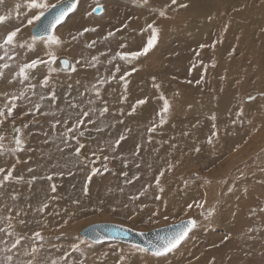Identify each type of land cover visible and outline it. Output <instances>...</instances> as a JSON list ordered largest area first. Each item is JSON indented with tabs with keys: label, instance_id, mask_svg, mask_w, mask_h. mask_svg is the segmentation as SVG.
Instances as JSON below:
<instances>
[{
	"label": "rangeland",
	"instance_id": "374dc122",
	"mask_svg": "<svg viewBox=\"0 0 264 264\" xmlns=\"http://www.w3.org/2000/svg\"><path fill=\"white\" fill-rule=\"evenodd\" d=\"M106 1L107 0H99V2L104 6V11L101 15L86 17V11L90 10V1L82 0L80 3L82 6H78L80 9L77 8V11L71 14L69 18L66 19L64 24L58 27V32H61L60 34L64 38H67L69 32H78L85 27L97 28L96 32L86 33L78 44L74 43L70 48L72 50L68 49L71 51V56L68 54L67 56L72 61L80 56L88 59L93 55L99 56L101 61H105L107 57L100 55L101 53H108V56H111L116 51L139 50L148 39L147 32H144L143 35L139 34L140 30L144 26L145 20H151L153 18L150 14L151 11H154L161 5L166 4L163 0H154V2L150 0V4L148 6L136 3V0H108V4H103ZM215 1L216 2L212 5L216 7V14L218 13V15L213 16L211 19L212 24H215H213L214 27L218 25L217 23H219V20L222 17L226 19V12H235L234 10L240 11V9H243L241 12L246 16V19L249 12H252V17L254 16L257 22L263 21L262 28L264 27V0H258L253 9L250 3H245L246 5L244 4L235 7L233 4L229 3V0H227V4L223 3V0ZM17 2H22V0H5V6H0V14H4L9 11V9ZM225 6H227V8ZM78 10L80 12L79 14ZM169 15L172 19L159 21V23L163 26L164 31L161 34L160 43L155 50L156 53L154 52L155 55L152 56L157 57H155L154 61L148 62L146 64L147 66L143 68V70L152 72L154 75L153 77H155V83L160 84L159 90L157 91V89L153 86V77L149 76L146 77V81L148 79L147 84H150H148L149 87L145 89L146 91H141L140 83L134 79L135 74L137 73L136 72L133 76L129 77L131 83L128 86L127 102L120 103L118 102V97L122 88L119 84L115 83L108 85L104 89V98L109 102L110 113L106 114L103 118L102 127L104 130L101 132L93 130L89 132L91 133L89 135L87 134L88 132H86L84 139H82V142H86L88 147L95 148L98 144L103 145L105 142H111L121 133H124L127 136V139L121 142L120 148L117 149L115 153H112V155H115L118 158L107 162V166H110V168H108L107 171H103L102 169V176L97 175L93 177V180L89 184L86 178L87 170H80L74 164L70 166L68 162L55 163L56 160L53 159L49 161L48 159L50 158L39 154L42 152L41 148L45 146L52 150L57 149L53 144L50 145L43 143L46 139L44 136L45 132H50L52 135L58 134L52 132L51 130V117H39L35 122L28 124V127L24 129L26 144L28 145L26 150L22 153H18L17 156L19 159L24 158L27 160L28 166L35 165V161L39 165L40 163L45 162L49 163L48 166L52 168L55 167L56 172H64L66 174L67 169L71 168L73 172L76 171L79 174L81 173L80 179L83 186L86 183L89 184L88 195L90 196L92 194V202L94 205L97 204L91 208L95 212H98L91 215V223H84V220L81 218L68 225L69 229H71L74 225L77 226L79 223L80 224L78 226L83 225V228H81V231L79 230L76 238L79 236L81 239H84L85 237L82 234L85 228L102 223L118 224L128 228L131 227V229L143 233L152 232L157 229L178 224L181 219L188 218L185 216V212L181 211V209L186 211L187 204H191L194 201L202 199L206 192L207 199L209 200L211 198V204L215 205L217 208V218H222L221 216L225 217V219L223 218V224H214L212 227L196 231L195 234L192 235L191 238L181 247V249L176 254L171 256L172 258H170L168 264H189V261H191L192 264H209V262L213 260L216 262L217 258L219 259V263L217 264H248L249 261L254 262V264H264V256L261 255V251H264V212L260 211L261 208H264V104L262 103L264 100H261V102L251 106L250 108L245 105L243 106L245 116L242 117L244 120L242 127L237 126L236 128H230L228 134L221 133L219 141L216 142L214 146H209L205 143L207 136L210 135L212 131L213 121L210 119V116L213 113L217 117V127L223 128L230 123V120L235 119V114L239 108L238 106H240L243 101L247 102L246 100L249 95L255 94L254 96L260 98L258 95L262 92V90H264V87L260 86L262 88L260 89L258 84H255L257 82L251 81V78H249L250 76H248L245 72L246 69L250 72L249 69L253 70V68H256L255 66L249 64L247 59L249 58V61H256V59H258L259 61V55L257 54L258 51L256 48L244 50L242 52L243 55H241V58L243 59H241L240 55L235 51V54H233L229 63L221 66L215 63V67H212V61H218L223 54H227L228 56L226 59H229L230 51L225 50L224 53H221L216 50L217 48H215V50L210 47H204V49H201V45L208 46L216 43L215 34L211 35V33L207 37L189 36V38H176L175 32L177 33L178 27L183 25L182 16L177 12H169ZM205 15L206 14L201 16V21L209 19L210 15ZM219 15L221 18H217L220 17ZM136 16L139 19H134ZM93 18H100L97 19L99 22H93ZM129 20H131V22L129 23V27L127 29H123L122 32H118L116 37L109 41L103 40V36H105L108 31H114L116 28L121 27ZM13 23H15V21H13ZM132 29H135V31H131ZM30 34L31 28H25L21 33V35H26V37ZM234 36L235 38L244 37L241 30ZM172 38L174 40L171 41ZM92 40H97L95 47L93 49L86 48L84 46L85 43H90ZM120 43H126L128 47L119 49L118 45ZM39 51L40 50L37 49L36 52L28 53L27 58L31 59L36 55H43V51ZM197 52H199V56H197ZM18 59H21V57H18ZM262 59H264V57H262ZM201 61H203V63H201ZM0 63H2V61H0ZM115 63L121 64L122 71L126 67L122 61H116ZM144 63H146V61ZM205 65H207L206 72L204 67ZM78 66L79 65H77V71L75 73L62 71L54 77L58 95L56 103L59 108L66 109V102L68 100H83L85 102V106H87V97L81 96L80 93H83L86 87H89L95 82L97 75L105 74L106 67L109 69L112 68L110 65L101 64L98 66L99 72H97L96 69H83ZM8 71L11 72L12 70ZM202 76L204 77V82L197 85L195 81L199 80ZM221 77H224V79H221ZM40 78L41 77H37V79ZM77 80L79 83H77ZM188 81H192L193 83H188ZM69 85H72V87L69 88ZM239 85H246L247 88H252V90H254L253 94H251V92L247 93L244 90H241L238 87ZM0 87H2L3 90L16 91L20 86L17 85L14 88L10 85H5L3 81H0ZM237 88H239V90ZM69 92L71 95H69ZM161 93H163V95L167 97L172 104V112L168 119V123L164 125L163 129H157V132L152 134V142L149 144L147 140V127L154 120H158L157 113L163 105V101L158 99ZM177 93H179V95H177ZM232 93L235 95L233 94L232 96ZM213 97H217V99H213ZM224 97L231 100L229 102L230 104L224 102ZM142 98H147L148 103L138 108L136 114L133 116L125 115L124 117L119 115V112L117 111L118 109L123 108L125 113H127L129 106L134 104L136 100ZM1 100H3L2 97H0V102L3 103L4 101ZM235 104L238 106L235 107ZM189 105L191 108H189ZM95 106L99 107L100 105L97 104ZM22 108L23 105L21 104V107L18 108L17 111H21ZM248 117L256 119L254 122L255 129H259V131H254L253 139L249 137L250 133L248 128L250 130L252 126L248 123ZM120 119L124 120L123 124L118 122ZM28 120L29 117L26 116L23 117V120L18 118L16 120V124L20 125ZM98 123L100 122L98 121ZM255 123H257L261 128H259ZM88 127L94 129L95 125H89ZM126 128H130L132 131L126 132ZM185 131L190 133L188 137L182 135ZM193 131H197L198 133L197 138L194 141L192 140ZM173 137L176 139L173 140ZM247 139L254 142L256 146L251 145ZM11 140V135L6 134L5 144L8 147L12 146ZM181 140H184L185 142H182ZM172 143H178V147L174 150L170 148ZM228 143L231 144L228 148L229 151L226 153L224 149L227 148L226 144ZM194 144H198L201 147V152L194 153L191 151V155L189 156V152ZM138 145H143V147L140 149V156L137 157L134 155V152ZM88 147L84 150L88 151ZM29 152H32V154ZM241 152L244 153L242 154ZM231 153L233 156H231ZM11 159L15 161L14 158ZM0 160H2L5 164L8 158L0 157ZM137 162L141 164V167H136ZM169 162L175 164L176 167L171 173H166L165 177L161 181L165 187L163 196L169 205V219L165 221L161 216L156 218L159 222H155L148 219L152 210L155 207H159L161 203L160 201L153 199V196L156 193L154 184L153 188L149 190L146 196L141 197L134 203L129 200V197L136 195L149 182L154 181V178L158 175V170L164 168ZM96 163V167H101L104 163L102 157ZM65 164L67 165L66 167ZM125 164H127V167H125ZM228 164H230V166ZM149 165H151V167H149ZM227 165L229 166L228 168ZM31 167L35 169L36 172H34V174L37 176L38 167ZM52 172L53 171L49 170L45 171L43 174H49ZM124 172H127L128 176H124ZM197 174L201 179H196ZM137 175L139 176L138 180L134 179ZM129 179H133V183H126ZM205 179L212 180L211 184H205ZM184 180L189 181L187 187L184 186ZM96 185L102 186L101 191H98V188L100 187ZM229 188H232L233 190L229 192ZM121 189H123V191H121ZM82 195L85 199H91L88 195L85 196L83 193ZM105 201L107 202L106 204L109 205V208L104 216L105 219H98L99 215H102V212L97 209H101L99 206L105 204ZM58 202V207H52L53 212L52 210L49 212L53 214L47 215L50 216V218L55 216V213L57 212L61 214L64 212L62 210L66 208L68 210L70 208H76L77 211L82 210L81 212L86 210V208L81 209L80 206L73 203H69L63 207L65 202H62V200L61 202L60 200ZM126 203L130 205V208L137 209V211L139 210L138 206L142 207L143 203H147L148 207L145 208L143 212H139L138 215L133 214V218L129 219L130 208H124V204ZM113 207L117 208L116 212L111 210ZM60 209L61 211H59ZM253 209H255V215H253ZM161 211L163 212V209H161ZM198 211V209L193 208L191 212L188 213V216L196 217L198 215ZM219 212H221V215H219ZM94 218H96L97 221H93ZM250 228H255L259 231L249 233ZM61 229L63 233L66 231V235H68L67 228H65V226L61 227ZM58 231L59 229L57 228L53 230L52 233L49 232L47 236L50 238L53 234H55L53 236L56 237ZM72 234H74V232H72L71 235ZM250 236L255 237V239H250ZM226 237H230V239H227L226 242L222 243V241H225ZM76 238L75 240L72 238L68 240L67 238L66 241L57 238V241L52 244V248L56 253L53 256H49L42 252L41 258L46 262H50L52 259H58L63 252L70 250L71 245L77 242ZM208 241L211 242L208 243ZM193 242H196V244ZM131 245L132 244L120 243L116 241H107L96 244L93 247L86 249L87 255L85 264H105L103 258L106 252L109 253L106 264H114L116 257L112 255L113 249L118 247H124L127 249L131 247ZM3 246L4 245L0 244V248ZM202 246L203 248H201ZM215 248L217 250L214 251ZM57 249H60V251H57ZM192 251L195 252V257L189 259ZM245 253H248V255H245ZM77 256V253H73L72 257L69 259H74ZM197 257H199V259H197ZM201 258H205V260H200ZM140 260L142 264H151L150 258L146 259L142 257ZM60 264H64V262L61 261Z\"/></svg>",
	"mask_w": 264,
	"mask_h": 264
},
{
	"label": "snow or ice",
	"instance_id": "6c2138e0",
	"mask_svg": "<svg viewBox=\"0 0 264 264\" xmlns=\"http://www.w3.org/2000/svg\"><path fill=\"white\" fill-rule=\"evenodd\" d=\"M139 2L145 6L150 4V0H139ZM80 3L81 0H56L55 3H52L51 0H22V2L15 3L6 13L0 14V53H2L0 54V61H2L0 63V81L14 88L17 85L20 86L16 91H7L0 87V97L4 101L0 104V157L15 159V162L11 165H5L0 160V244L4 245L0 248V254H2L0 255V264H60L61 261L64 264H85L86 249L100 244L104 240H122L132 231L131 228L121 226L114 228L111 235L101 236L99 233H96L95 238L91 240L87 239L88 233H85L84 239L78 236L76 238L77 242L71 245L70 250L63 252L58 259H52L50 262L44 261L41 258V253L46 248L47 238L43 234V231L48 228L45 211L49 208V200L58 199V197H48L35 207L31 203H26L23 207L20 206L19 202L22 194L14 185L24 181L25 178L23 175H14L16 173V165L21 163L17 154L26 150L27 144L24 129L28 127V124L35 122L39 117H51V130L58 134L52 135L50 132H45L44 136L46 139L43 143L55 145L57 151L65 153L66 156L72 158L68 163L74 164L80 170H87L86 178L88 183L92 181L93 177L102 174V169L103 171H107V162L118 158L112 155V153H115L120 148L121 142L127 139V136L121 133L111 142H105L103 145L98 144L95 148H90L86 142H82V138L85 137L86 132L93 130L101 132L104 130L102 127L103 118L106 114L110 113L109 102L104 98V89L110 84H119L122 91L118 97V102H127L128 86L131 83L129 77L141 71L142 59L154 53L160 43L161 34L164 29L159 21L172 19L169 11L173 13L179 12L181 9H188L190 5L186 0H169L168 3L151 11L150 14L153 18L151 20L146 19L143 28L139 32L140 35L147 32L148 39L139 50L116 51L111 56H108V53H101L100 55L107 57L105 61H101L99 56L96 55L88 59L80 56L72 61L64 55L66 49H70L74 43L78 44L86 33L97 31L96 27H85L78 32H69L67 38L58 34V26L64 24L66 19L77 11ZM0 6H5V0H0ZM89 8L90 10L85 13L87 17L101 15L104 11V6L99 0H92ZM134 19L139 18L134 17ZM211 19L212 17H209V20ZM130 22L131 20L125 22L114 31H108L103 36V40L109 41L116 37L118 32H122L123 29L129 27ZM25 28H31V34L28 38L21 35ZM227 30L228 28L225 26L223 31L227 32ZM131 31H135V29ZM222 42V40H218L216 43ZM216 43L208 46L201 45L200 47L201 49L210 47L215 50ZM96 44L97 40H92L90 43H85L84 46L88 49H93ZM38 46L43 51V55H36L28 59L27 54L36 52ZM127 47L126 43L118 45L119 49ZM235 51V48H233L230 54H235ZM197 56H199V52H197ZM18 57H21V59H18ZM116 61H122L126 66L123 71L121 64L115 63ZM101 64L110 65L112 68L106 67L105 74L97 75L95 82L86 87L83 93H80L81 96L87 97V106H85L83 100H68L66 102V109L59 108L56 103L58 95L54 77L62 71L75 73L77 65L83 69H96L99 72L98 66ZM204 67L206 72L207 65ZM212 67H215L214 60L212 61ZM8 70L12 71L9 72ZM37 77L41 78L37 79ZM221 79H224V77H221ZM153 81V86L159 90L160 84L155 83V77H153ZM203 82V76L195 81L197 85ZM77 83L79 82L77 81ZM188 83L193 82L188 81ZM68 87L71 88L72 85ZM69 95H71L70 92ZM259 97L264 99V92L259 93ZM158 99L163 101V105L157 113L158 120H154L147 127L149 144L152 142V134L156 133L157 129H163L164 125L168 123L172 112L173 106L163 93L159 95ZM213 99H217V97H213ZM256 100L257 96L249 95L247 97V102L249 103ZM147 103V98L138 99L134 104L129 106L127 113H125L123 108L117 111L121 117L125 115L133 116L137 113L138 108ZM21 104L23 108L18 112L17 109L21 107ZM97 104L100 106H95ZM189 108H191L190 105ZM25 116L29 117V120L17 125L16 120L18 118L23 120ZM244 116V107L241 104L235 114V119L230 120V123L225 127L218 128L216 125L217 117L213 113L210 116V119L213 121L212 131L207 136L205 143L209 146H214L219 141L221 133L228 134L230 128L242 127L244 123L242 117ZM118 122L123 124L124 120L120 119ZM89 125H95V128L91 129L88 127ZM131 131L130 128H126V132ZM6 134H10L12 137L11 147L5 144ZM182 135L188 137L190 133L185 131ZM172 139L175 140L176 138L173 137ZM86 147H88V151H84ZM141 147L143 145L137 146L134 152L135 156H140ZM177 147L178 144L176 143L170 145V148L173 150ZM67 149H71V152L67 153ZM191 151L200 153L201 147L198 144H194ZM101 157L104 163L101 167H96L95 164ZM125 167H127V164H125ZM136 167H141V164L137 162ZM175 167V164L171 162L167 163L164 168L158 170V175L154 178V181L149 182L136 195L129 197V200L134 203L141 197L146 196L154 184L156 193L153 199L161 203L159 207H155L149 214V220L159 222L156 218L161 216L165 221L169 219V205L167 200L164 199L165 187L161 181L166 173H171ZM27 171L33 173L35 169L28 167ZM65 174L64 172H52L44 176L33 175L26 183L31 186L37 179L52 181L54 176H63ZM67 174L73 175L74 173L69 171ZM123 175L128 176V173L124 172ZM134 179L138 180L139 176L137 175ZM196 179H201L198 174L196 175ZM204 182L205 184H211V180L205 179ZM126 183H133V179L127 180ZM183 183L187 187L189 181L184 180ZM49 188L51 193H56L57 185L55 183L50 184ZM232 190V188L228 189L229 192ZM82 192L85 196L88 195L89 189L87 183L83 186ZM8 200L12 203L9 204ZM72 203L81 206L79 199L73 200ZM147 207L148 204L143 203L142 207L138 206L139 210L137 211V209L130 208L129 204H124V208H130L129 219L133 218V214L138 215L139 212H143ZM193 208L199 210L196 217L188 216V213ZM161 209H163V212ZM186 209V211L184 209H181V211H184L185 216L188 218L181 219L179 224H174L168 233L163 237H158L156 242L149 243L147 246L134 243L127 249L124 247L113 249L112 255L116 257L114 264H142L140 260L142 257L146 259L150 258L151 264H168L171 256L176 254L196 231L212 227L216 223L217 208L215 205L208 204L207 193H205L202 199L187 204ZM99 210L103 211V209ZM111 210L116 212L117 208L113 207ZM63 211L67 213L68 209H64ZM260 211L264 212V208H261ZM252 212L255 215V209ZM30 214L39 217L35 220L39 228L29 229L23 233L18 232L17 225L27 227L29 221L23 217H28ZM52 214L48 213V215ZM55 215H60V213L57 212ZM73 215H75L74 212L70 213L69 219ZM67 223L68 221L64 220L59 227H64ZM256 231L259 230L255 228L249 229V233ZM138 235L144 236L145 233L140 232ZM249 238L255 239L253 236ZM227 239H230V237H226L222 243L226 242ZM57 251H60V249H57ZM73 253H77L78 256L70 260L69 258L72 257ZM245 255H248V253H245ZM261 255L264 256V251H261ZM108 256L109 253L106 252L103 258L105 264ZM189 264H192V262L189 261ZM209 264H215V261H210ZM248 264H254V262L249 261Z\"/></svg>",
	"mask_w": 264,
	"mask_h": 264
},
{
	"label": "bare ground",
	"instance_id": "6f19581e",
	"mask_svg": "<svg viewBox=\"0 0 264 264\" xmlns=\"http://www.w3.org/2000/svg\"><path fill=\"white\" fill-rule=\"evenodd\" d=\"M56 0H51V2H55ZM82 1V0H81ZM90 1V4H92V0H89ZM137 2L136 3H140L139 0H136ZM154 2V0H152ZM164 2L168 3L169 0H163ZM225 4H227V0H223ZM258 0H229V3L233 4L235 7H238L240 5H244L245 3H250V5L252 6V9L254 8V5H256V2ZM108 0L106 2H104L103 4H108ZM186 2L189 3V8L188 9H181L179 12H177L178 14H180L182 16V20H183V25L182 26H179L178 29H177V33L175 32V36L176 38L177 37H188L189 36H192V37H207L208 35H213L215 34V39H216V42L218 40H222L223 42L222 43H216V47L217 48L216 50L220 51L221 53H224L225 50L227 51H230V53L232 52V49L235 48L236 52L240 55V58H241V55L242 52L244 50H247V49H250V48H256L257 51H258V55H259V61L258 59H256V61H249V58L247 59L248 63L255 66L256 68H253L252 69H249V71L251 72H248L247 69L245 70V72L248 74V76H250L249 78H251V81L253 82H257L255 84H258L259 88L262 89L260 86H263L264 87V59H262V57H264V27L262 28V23L263 21H259L257 22V20L255 19V17L253 16L252 17V12H249V15L246 19V16L241 12V10L243 9H240V11H236L234 10L235 12H226V19H224L223 17L221 18L220 17H217V18H221L219 20V23H217L218 25H216L215 27L213 26L212 24V21L211 20H202L201 21V16L204 15V14H209L210 17H213V16H217L218 13L216 14V7L213 6L212 4L214 2H216L215 0H186ZM142 5V3H140ZM215 5V4H214ZM246 5V4H245ZM248 5V4H247ZM80 6H82L80 4ZM85 6V5H84ZM229 6V5H228ZM250 6V7H251ZM143 7V6H142ZM227 8V6H225ZM257 8V7H256ZM80 9V8H78ZM82 9L84 10V8L82 7ZM152 9V8H151ZM250 9V8H249ZM258 9V8H257ZM87 10V9H86ZM264 10V9H263ZM88 11V10H87ZM232 11V10H230ZM171 12V11H169ZM219 12V11H218ZM79 10H78V14H79ZM109 13V11H108ZM247 14V13H246ZM142 15V14H141ZM205 15V16H206ZM138 16V15H137ZM136 16V17H137ZM85 17V16H84ZM87 17V16H86ZM147 17V16H146ZM204 17V16H203ZM208 17V16H207ZM87 19V18H86ZM94 20H92L93 22H99L97 19H100V18H93ZM142 19V17H141ZM151 19V18H150ZM88 21H90L89 19H87ZM144 20V19H143ZM149 20V19H148ZM135 21V20H134ZM138 22V21H137ZM136 22V23H137ZM140 22V21H139ZM143 22V21H142ZM134 24V23H133ZM140 24V23H139ZM145 24V23H144ZM138 25V24H137ZM215 25V24H214ZM225 26H227L228 30L227 32H224L223 29L225 28ZM59 27V26H58ZM139 27V26H138ZM213 27V28H212ZM213 29V30H212ZM242 31L243 33V38H235V34L238 33L239 31ZM174 32V30H173ZM172 32V33H173ZM61 33V32H60ZM59 32L58 34L61 35ZM26 34V33H25ZM174 35V34H173ZM25 38H28L26 37L25 35ZM170 39V38H169ZM186 39V38H185ZM174 40L173 38L171 39V41ZM38 50L42 51L40 49V47L38 46L37 48ZM204 49V48H203ZM72 50V49H70ZM211 50V49H210ZM209 50V51H210ZM39 51V52H40ZM208 51V52H209ZM212 51V50H211ZM71 51H69L68 49H66V51L64 52V55L67 56V54L69 56H71ZM156 53V52H155ZM43 54V53H42ZM251 54V53H250ZM151 55V56H150ZM149 57L147 58H143L142 59V65H141V71L137 72L135 74V77L134 79L137 80L139 83H140V90L141 91H144L148 86L147 82H148V79L146 81V77H153L154 75L152 74V72H149L147 70H143L144 67H146L147 63L150 62V61H154L155 60V57H152L153 55H155L154 53L150 54ZM227 54H223L221 56V58L218 60V61H215L216 64H219V66L221 65H225L227 63L230 62L233 54H230L229 55V59H226L227 58ZM67 58H69L67 56ZM73 58V57H72ZM169 58V57H168ZM70 59V58H69ZM75 59V58H74ZM243 59V58H241ZM253 59V58H252ZM262 59V60H261ZM71 60V59H70ZM161 60V59H160ZM159 60V61H160ZM146 61V63H144ZM161 63V62H160ZM79 67V66H78ZM242 67V66H241ZM240 67V68H241ZM79 69V68H78ZM216 71V70H215ZM87 72V71H86ZM242 72V70H241ZM246 75V74H245ZM78 79V78H77ZM78 81V80H77ZM167 83V82H166ZM253 84V85H255ZM150 85V84H149ZM257 86V85H256ZM133 87V86H132ZM136 87V86H135ZM241 90H244L245 92L249 93L251 92V94H253V91L252 88H247V86L245 85H239L238 86ZM109 88V87H108ZM239 88H237L239 90ZM3 89V88H2ZM5 89V88H4ZM132 89V88H131ZM164 89V87H163ZM226 89V87H225ZM222 90V89H221ZM220 90V91H221ZM133 91V90H132ZM146 91V90H145ZM155 91V90H154ZM158 91V90H157ZM215 91V90H214ZM257 91V90H256ZM119 92V91H118ZM216 92V91H215ZM222 92V91H221ZM262 92H264V90H262ZM181 93V92H180ZM108 94V93H107ZM120 94V93H119ZM140 94V93H139ZM184 94V93H182ZM230 94V93H229ZM234 93H232V96H233ZM179 95V93H178ZM231 95V94H230ZM235 95V94H234ZM255 95V94H254ZM63 96V95H62ZM112 96V95H111ZM228 96V95H227ZM259 96V95H258ZM181 97V96H180ZM232 98V97H231ZM184 99V98H183ZM177 100V99H176ZM233 100V99H232ZM261 100H264V99H261V98H257L256 101H253L252 103H249V102H245L243 101L242 104L243 106H247L248 108H250L251 106H254L256 105L257 103L261 102ZM3 101V100H1ZM64 101V100H63ZM231 100L229 98H226L224 97V102L230 104ZM239 101V100H238ZM247 101V100H246ZM61 102V101H60ZM62 103V102H61ZM262 103L264 104V101H262ZM0 104H2L0 102ZM60 104V103H58ZM220 104V103H219ZM225 104V103H224ZM238 104V103H236ZM234 105L235 107H237L238 105ZM241 104V103H239ZM127 105V104H126ZM62 107V106H61ZM239 107V106H238ZM155 108V107H154ZM62 109V108H61ZM126 109V108H125ZM115 110V109H114ZM249 112V111H248ZM113 113V112H112ZM145 117V116H144ZM256 117V115H255ZM263 117V116H262ZM264 118V117H263ZM132 119V118H131ZM143 119V118H142ZM255 118H251V117H248V123L249 121H251L249 124L252 126L249 130L248 128V131H249V137H251L252 139L254 138L253 134H254V131L257 129H255V125H254V122H255ZM246 121V120H245ZM223 123V122H222ZM146 124V123H145ZM144 124V125H145ZM257 124V123H255ZM136 125V124H135ZM249 125V126H250ZM257 126L259 128H261L258 124ZM108 128V126H107ZM111 128V127H110ZM135 128V127H134ZM139 128V127H138ZM244 130V129H242ZM145 131V130H144ZM88 135L91 134V133H87ZM158 134V133H157ZM197 131H193V134H192V140H196L197 138ZM232 135V133H231ZM240 136V135H239ZM235 137V136H234ZM243 137V136H242ZM84 139V138H82ZM179 139V138H178ZM241 139V138H240ZM244 139V137H243ZM112 140V139H111ZM148 140V139H147ZM246 140V139H245ZM244 140V141H245ZM249 141V143L251 145H255L254 142H251L250 139H247ZM182 141V140H181ZM255 141V140H254ZM31 142V141H30ZM131 142V141H130ZM182 142H185L184 140ZM187 142V140H186ZM257 142V141H256ZM147 144V143H146ZM178 144V143H177ZM181 144V143H180ZM187 144V143H186ZM231 143H228L226 144L227 145V148L224 149V151H226V153L229 151L228 148H229V145ZM240 144V143H239ZM258 144V143H257ZM28 145V144H27ZM51 145V144H50ZM243 145V144H242ZM33 146V145H32ZM183 146V145H181ZM186 146V145H185ZM232 146V145H231ZM29 147V146H28ZM53 147V146H52ZM55 147V146H54ZM128 147V146H127ZM163 147V146H162ZM233 147V146H232ZM243 147V146H242ZM32 148V147H31ZM184 148V147H183ZM36 149V147H35ZM42 152L39 153L40 155H43L44 157H48L50 159H48L49 161L51 160H56L55 163H61V162H68L70 159H72L70 156H66L65 153H61L59 151H57V149H50L49 147L45 146L43 148H41ZM180 149V147H179ZM185 149V148H184ZM231 149V148H230ZM235 149V148H234ZM233 149V150H234ZM181 150V149H180ZM85 151V150H84ZM238 151V149H237ZM247 151V149H246ZM67 153H70L71 152V149H67L66 150ZM123 152V151H122ZM183 152V151H182ZM22 153V152H21ZM32 154V152H29ZM185 153V152H184ZM242 153V152H241ZM244 153V152H243ZM242 153V154H243ZM232 154V153H231ZM237 154V152H236ZM235 154V156H236ZM241 154V155H242ZM191 155V150L189 152V156ZM240 155V154H239ZM233 156V154L231 155ZM26 157V156H25ZM237 157V156H236ZM240 157V156H239ZM20 158H21V155H20ZM27 158V157H26ZM31 158V157H30ZM226 159V158H225ZM21 160V163L17 164L16 165V173L15 175L19 174V175H23L25 180L24 181H21L19 184H16L14 185V187L22 194L21 195V200H20V206L23 207L26 203H31L33 205V207H35L37 204H39L42 200L48 198V197H51V196H55V197H58V199H51L49 200V208L45 211V215L47 217V222H48V228L44 229L43 231V234L45 235V237L47 238L46 240V248L44 250L43 253H45L46 255H49V256H53L56 252L53 250L52 248V244L55 243V241H57V238L58 239H62L63 241H66L67 238L68 240L70 238H72L73 240H75L79 230L81 231V228H83V225L81 226H72L71 229H69L68 225H70V223H73L75 221H78L79 219H83L84 220V223H91V215L98 212V211H94L91 207H94L96 205L93 204L92 202V194L89 196L91 199H85L82 195V188H83V184H82V181L80 179V174L76 171H72L71 168H68L67 169V173L69 171H71L72 173H74L73 175H68V174H65L63 176H54L53 177V180L52 181H48L46 179H37L35 181V183H33L31 186H29L26 181L28 179L31 178V176L35 175L34 172L33 173H29L27 171L28 167H31V166H36L38 167L37 170H38V175L37 176H44L46 174H43L45 171H53V172H56L55 170V167L52 168L50 166H48L49 163H40L37 164L36 161L34 162L35 165H31V166H28V163H27V160H25L24 158L20 159ZM35 160V159H34ZM48 161V162H49ZM233 161V160H232ZM231 161V162H232ZM242 161V159H241ZM15 161H13V159H9L7 160V162L5 163V165H11L12 163H14ZM227 162V161H226ZM235 162V161H234ZM233 162V163H234ZM239 162V161H238ZM229 163V162H228ZM70 166L72 165V163H69ZM97 164V163H96ZM100 164V163H99ZM232 164V163H231ZM236 164V163H235ZM234 164V165H235ZM102 165V164H101ZM230 166V164H228ZM227 165V168L229 167ZM233 165V164H232ZM108 168H110V166H107ZM116 171V170H115ZM36 172V171H35ZM103 172V171H102ZM105 173V172H104ZM101 175V174H100ZM102 176V175H101ZM145 178V177H144ZM93 180V179H92ZM212 181V180H211ZM52 183H55L57 185V191L56 193H51L50 192V184ZM200 183V182H199ZM90 184V183H89ZM88 184V185H89ZM98 186V185H96ZM100 188H98V191H101V187L102 186H98ZM209 188V187H207ZM212 188V186H211ZM97 190V189H96ZM9 191H11V189H9ZM206 193V192H205ZM210 196V195H209ZM75 199H79L81 201V209H85V211L81 212V211H77L76 208H70L68 210V212H62L60 215H55L53 217L50 218V216H47L48 213L50 212V210H52L53 212V209L52 207H58V204H59V200L61 202H65L63 207L68 205L69 203L72 204V201L75 200ZM95 200V199H94ZM113 200V199H112ZM9 204H11L12 202L10 200L7 201ZM107 202L105 201V204H103L102 206H99V208L103 209V211H100L102 212V215H99L98 219H105L104 216H105V213L106 211L108 210L109 208V205L106 204ZM121 203V202H120ZM212 199L210 198L208 200V204L209 205H212ZM214 204V203H213ZM219 205V204H218ZM114 206V205H113ZM222 206V205H221ZM62 208V206H61ZM219 208V207H218ZM55 209V208H54ZM64 209V208H63ZM67 209V208H66ZM79 209V208H78ZM56 210V209H55ZM99 210V209H97ZM220 210V209H219ZM222 210V209H221ZM61 211V209L59 210ZM63 211V210H62ZM55 212V211H54ZM57 212V211H56ZM74 212L75 215L71 216V219H69V214ZM194 213V212H193ZM198 213V212H197ZM218 213V212H217ZM221 215V212H219ZM98 215V214H97ZM196 215V214H195ZM218 215V217H219ZM225 215V214H224ZM228 215V214H227ZM87 216H90V217H87ZM194 216V215H192ZM222 218H216V223L215 224H219V225H222L224 220L223 218L225 219L224 216H221ZM24 219L28 220L29 223L27 225V227L25 226H21V225H17V231L18 232H25V231H28L29 229H38L39 228V225L35 222L36 219H38L39 217L38 216H33V215H29L28 217H23ZM110 219V217H109ZM64 220H67L68 223L65 225V228H67V232H68V235H66V231L63 233L61 227H59L60 224H62L64 222ZM93 221H97L96 218L93 219ZM232 223V222H231ZM104 224H110V225H117V226H122V225H118V224H112V223H102V224H96V225H91L89 226L88 228H85V230L83 231L86 232L90 229V231H94V227L95 226H98V225H104ZM90 225V224H88ZM230 225V224H228ZM172 226V225H170ZM168 226V227H170ZM125 228H128L126 226H123ZM59 229L58 233H57V236H53L55 234L52 235V237H48L47 234L50 232L52 233L53 232V229ZM131 228V227H130ZM167 228V227H165ZM228 228V227H227ZM235 228V227H234ZM61 229V230H60ZM161 229H164V228H161ZM233 229V228H232ZM159 230V229H157ZM216 230V229H215ZM224 230V228H223ZM133 232H137L135 230L132 229ZM156 231V230H154ZM74 232V234L71 235V233ZM153 232V231H152ZM210 232V230H209ZM137 233H140V232H137ZM150 233V232H148ZM211 233V232H210ZM215 233V232H214ZM147 234V233H145ZM50 235V234H49ZM84 236V234H82ZM205 235V234H204ZM215 235V234H214ZM51 236V235H50ZM202 236V235H201ZM209 236V234H208ZM216 236V235H215ZM85 237V236H84ZM204 237V236H202ZM88 238V237H87ZM89 239V238H88ZM207 239V238H206ZM217 239V238H216ZM91 240V239H90ZM214 241V240H213ZM62 242V241H61ZM72 242V241H70ZM104 242H107V241H104ZM110 242V241H109ZM116 242H120V241H116ZM206 242V241H205ZM211 242V241H208V243ZM65 243V242H64ZM73 243V242H72ZM120 243H124V242H120ZM194 243V242H193ZM58 244V242H57ZM129 244V243H127ZM188 245H190L189 243H187ZM196 244V242L194 243ZM3 245V244H2ZM206 245V244H205ZM226 245V244H225ZM194 246V245H193ZM230 246V245H229ZM64 247V246H63ZM206 247V246H204ZM224 247V246H223ZM200 248V247H199ZM203 248V246L201 247ZM222 248V247H220ZM219 248V249H220ZM227 248V247H226ZM93 249V248H92ZM213 249V248H212ZM224 249V248H223ZM201 250V249H200ZM203 250V249H202ZM217 250L216 248L214 249V251ZM184 251V250H183ZM229 251V250H228ZM189 252V251H188ZM225 252V251H224ZM230 252V251H229ZM250 252V251H249ZM90 253V252H89ZM187 253V252H186ZM188 254V253H187ZM255 254V253H254ZM195 252L192 251V254L189 256V259L190 258H193L195 257ZM216 255V254H215ZM253 255V254H251ZM177 256V255H176ZM235 256V255H234ZM233 256V257H234ZM229 257V256H228ZM232 257V256H231ZM55 258V257H54ZM172 258V257H171ZM237 259V258H236ZM263 259V258H262ZM192 260V259H191ZM200 260H205V258H201ZM219 259L217 258L215 264L219 263L218 261ZM238 260V259H237ZM178 261V260H177ZM182 261V260H181ZM61 263V262H60ZM186 263V262H185ZM196 263V262H195ZM198 264H201V263H198Z\"/></svg>",
	"mask_w": 264,
	"mask_h": 264
},
{
	"label": "water",
	"instance_id": "95a60500",
	"mask_svg": "<svg viewBox=\"0 0 264 264\" xmlns=\"http://www.w3.org/2000/svg\"><path fill=\"white\" fill-rule=\"evenodd\" d=\"M172 226L147 233L144 236H140V235H138L137 232L131 231L127 235V237L123 238L122 240L117 239V240H104V241H120V242H124V243H129V244L138 243L141 246H147L149 243L156 242L158 237H163L164 235H166L168 233V231L172 228ZM118 227H121V226L110 225V224L98 225V226L94 227V231H90V229H89L88 231L84 232L83 234L88 233L87 237L89 239H93V238H95L96 233H99L101 236L111 235L112 230L114 228H118Z\"/></svg>",
	"mask_w": 264,
	"mask_h": 264
}]
</instances>
